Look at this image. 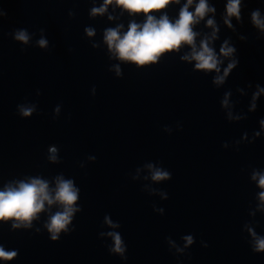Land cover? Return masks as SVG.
Instances as JSON below:
<instances>
[{"label": "clouds", "instance_id": "9594fccd", "mask_svg": "<svg viewBox=\"0 0 264 264\" xmlns=\"http://www.w3.org/2000/svg\"><path fill=\"white\" fill-rule=\"evenodd\" d=\"M93 6L89 10V17L94 18L108 14V20L117 19L109 13V7L113 6V11L120 9V15L127 13L132 17L128 21L126 30L123 23H118L114 27H107L102 33V42L106 45L109 60L118 61L109 66V71L114 72L116 77H122L121 65H135L138 69L155 65L163 57L178 55L181 63L192 65V71L203 73L205 76L211 75V84L215 89L222 88L228 81L231 73L239 65L238 49L232 42L231 37H226L220 43L219 49L216 42L220 40L221 27L217 22V9L210 0H103L97 6L92 0ZM179 6L178 15L173 18L168 14V9ZM245 7V0H226L224 12L220 19L224 27L233 33L237 32L236 24H243L242 11ZM6 12L0 11V17H5ZM69 17H74L75 13L69 11ZM136 17H143L138 22ZM251 26L256 30V39H264V13L261 9H253L249 14ZM236 22V24L233 23ZM203 24V28H199ZM199 28V30H198ZM87 37H95L96 29L92 26L84 28ZM9 35L12 39L22 45L21 51H25L28 46H34L41 50L49 49V40L45 35V29H39V38L36 33H30L25 28L13 30ZM240 41H246L248 37L238 34ZM93 49L101 47L100 42H92ZM71 51V49H69ZM251 95L248 103L247 113L235 111L239 100H233L231 89L226 90L220 100L221 110L225 114V119L229 123H238L248 118V113H255L258 102L264 97V86L257 83H249L247 88H236V93L241 97ZM91 95H96V87L91 88ZM41 95L40 90L36 92ZM17 114L23 118H31L38 114V104L35 102H23L16 106ZM62 104H57L52 112V119L60 117ZM70 118V116H69ZM259 129L254 130L249 136L244 132L240 139L231 144L225 141L222 144L224 149L230 147L239 151L241 144H253L264 136V118L258 121ZM183 128L181 122L176 123V130ZM165 133L172 134L173 128L165 125ZM46 159L50 164L58 165L62 163L60 148L53 144L47 148ZM87 162H95L96 157L89 155ZM80 168H85L86 163L80 162ZM248 178L258 191L253 199L255 206H249L248 215L251 219L244 223L242 231L247 233L246 242L251 251L255 254L264 253V235L256 231L259 221L256 220L257 213L264 215V168L249 166ZM242 171H245L242 169ZM143 173V175H141ZM133 181L143 180L141 191L149 196H158L161 200L169 198L168 193L154 185L167 182L172 179L169 170L162 166L160 162L148 161L135 169V174H130ZM81 189L77 186L75 179L66 176L64 173L48 178L41 174L25 175L22 178L10 179L0 186V223H10L11 229H26L40 233L46 229L52 242H58L61 235H68L75 231L73 221L76 214L82 212L80 205ZM55 206V211L53 207ZM153 211L163 215L164 208L153 204ZM46 214L42 225L37 227L34 221H41V214ZM122 227L120 222L114 221L110 214L103 217L101 230L98 238L104 241L110 240L106 244L110 255L118 256L126 261L127 244L119 231ZM168 251L177 259L181 256H189L188 250L196 243L193 234H185L180 237L178 243L171 236L165 237ZM201 246L208 247L207 242L201 241ZM19 256L18 249H6L0 244V261L11 262Z\"/></svg>", "mask_w": 264, "mask_h": 264}, {"label": "water", "instance_id": "95a60500", "mask_svg": "<svg viewBox=\"0 0 264 264\" xmlns=\"http://www.w3.org/2000/svg\"><path fill=\"white\" fill-rule=\"evenodd\" d=\"M14 178L20 177L0 171V186ZM80 205L83 210L76 214L73 221L75 231L62 234L58 242L50 240L46 229L40 233L26 229L12 230L11 222L0 223V244L6 249L19 250V256L8 264H207L191 256L177 259L168 251V246L121 222L119 231L127 244L128 259L124 261L110 255L106 244L111 241L98 238L101 230H108L101 228L105 214L82 203ZM46 218V214L42 213L41 221H34V225L40 227ZM0 264L5 262L0 261Z\"/></svg>", "mask_w": 264, "mask_h": 264}]
</instances>
